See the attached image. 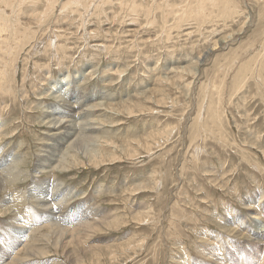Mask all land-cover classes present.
<instances>
[{"label": "rangeland", "instance_id": "obj_1", "mask_svg": "<svg viewBox=\"0 0 264 264\" xmlns=\"http://www.w3.org/2000/svg\"><path fill=\"white\" fill-rule=\"evenodd\" d=\"M20 2L24 43H0V264H264V0ZM64 77L98 106L92 139Z\"/></svg>", "mask_w": 264, "mask_h": 264}, {"label": "bare ground", "instance_id": "obj_2", "mask_svg": "<svg viewBox=\"0 0 264 264\" xmlns=\"http://www.w3.org/2000/svg\"><path fill=\"white\" fill-rule=\"evenodd\" d=\"M2 2L4 3V6L2 7V14L0 15V43H3L4 45H10L11 46V44H12V41L17 45V46H20V45H22L23 43H24V36H23V34H20V33H18L17 31H16V28L15 29H13L12 27V24H13V21H12V17L11 18H7V14H8V9L9 8H11V11L13 12L14 11V9H15V7H17V5H19L21 2H20V0H12L11 2H9L8 0H2ZM70 2V1H69ZM68 2V3H69ZM229 3V2H228ZM235 3V2H234ZM67 5V4H66ZM52 6V5H51ZM9 7V8H8ZM10 14V13H9ZM9 14H8V17H9ZM52 28V27H51ZM48 36V35H47ZM51 37V36H50ZM52 39H53V37H52ZM226 41V40H225ZM50 46H51V43L49 44ZM57 45V44H56ZM9 46V47H10ZM53 46H54V44L52 45V48H53ZM58 46V45H57ZM13 49V48H12ZM15 49V48H14ZM208 55V54H207ZM200 59V58H199ZM4 75H5V71H0V77H1V79L4 77ZM68 78V77H67ZM66 77H64V79H60L59 81H58V83H57V88L55 89V90H57L56 91V93H59L60 94V96L59 97H62V98H67L68 100L70 99V97L71 98H78V100H76L77 101V103H76V107H78V109H80L81 111H80V119L81 118H84L86 121H88V123L87 124H89V125H91L90 127H88L89 129H88V134H89V137L91 136V139H92V134L94 135L95 133H97L96 132V129L98 128L99 129V126L98 127H96V125H95V120H92V122H91V115L93 116V114H94V111H96L95 109H98V106L97 107H86L85 109L84 108H82L81 107V105H82V96H80V94H79V92L78 91H76V89L74 88V86H73V84H75V79L74 80H72V81H69L68 79H67ZM59 84H62V85H59ZM66 86V87H63L62 88V86ZM54 90V89H53ZM52 93H54V92H52ZM92 94H95V95H92ZM91 94V96L92 97H94V98H101V95H99V94H97V93H92ZM58 95V94H57ZM66 99V100H67ZM92 99V98H91ZM63 100H65V99H63ZM62 102H64V101H62ZM72 102V101H71ZM65 103L66 102H64V105H65ZM73 104H75V103H73ZM68 105V104H67ZM85 105V104H84ZM75 106V105H74ZM63 108H64V106H63ZM67 109H68V107H67ZM69 109H71V108H69ZM68 109V110H69ZM73 110H76L77 108H75V107H73L72 108ZM47 110H49V109H47ZM58 110H61V109H58ZM55 111H56V109L55 110H51L50 112H51V114L53 115V116H55ZM57 112H59V111H57ZM50 114V115H51ZM60 115L58 116V117H56L55 119H51L52 121V123H54V125H59V127H62L61 126V124L62 123H65L66 121H67V119H65V112L64 111H60V113H59ZM78 114V113H77ZM48 117H52V116H48ZM79 117V116H78ZM79 118H77V120H78ZM68 120H69V118H68ZM82 120V119H81ZM79 121V120H78ZM97 122V121H96ZM76 124V123H75ZM82 124H83V120H82ZM84 124H85V122H84ZM87 124H85V125H87ZM53 125V126H54ZM74 125V121H72L71 120V123L70 124H68V126L69 127H72ZM81 125V124H80ZM57 127V130H60L59 129V127L58 126H56ZM79 128H81V127H79ZM74 129V128H73ZM72 129V130H73ZM76 129V128H75ZM83 129V128H82ZM82 129H80L81 130V132L83 131ZM66 130V129H65ZM99 131V130H98ZM78 133V132H77ZM85 134V133H84ZM88 134H86V137L88 136ZM60 135V134H59ZM79 135H81V134H79ZM71 136H72V131H70V133H68V135L66 134L65 135V137L66 138H68V140H69V138H71ZM74 136V135H73ZM72 136V137H73ZM78 136V135H77ZM64 137V136H63ZM85 137V136H84ZM76 138V140H74ZM74 139L72 138V140H74L73 141V146H71V149H74L75 151H76V148H78V146L79 145H81L82 147H83V143H82V141H84V139L82 140V137H80V139L79 138H77V137H75ZM86 139H89L90 140V138H86ZM64 140V139H63ZM70 141H71V139H70ZM63 144H64V142H63ZM61 146V145H60ZM53 147V146H52ZM46 149V148H45ZM63 149V148H62ZM48 151V150H47ZM60 151V150H59ZM42 152H45V151H42ZM76 154H77V151H76ZM59 155V154H58ZM61 155V154H60ZM68 155V154H67ZM75 155V154H74ZM15 157V156H14ZM40 157H42V156H40ZM44 157H46V156H44ZM16 158V157H15ZM62 159H63V157H61ZM67 158H68V156H66V158H64V162L62 163V161H61V163H62V168H65L66 167V164H67ZM41 159V158H40ZM49 159H51V157L49 158ZM53 159V158H52ZM1 160V159H0ZM19 160V159H18ZM3 161V160H2ZM8 161H9V159H8ZM46 161H47V159H46ZM44 162V161H43ZM47 162H49V161H47ZM56 163V162H55ZM54 163V164H55ZM58 163V162H57ZM56 163V164H57ZM3 164V163H2ZM46 164V163H45ZM59 164V163H58ZM5 165V164H4ZM53 165V164H52ZM1 166V165H0ZM6 166V165H5ZM46 166V165H45ZM50 167V166H49ZM7 168V167H6ZM5 168V169H6ZM43 168V167H42ZM4 169V168H3ZM3 169H0V172L1 171H3ZM41 169V168H40ZM49 169V168H48ZM54 169V167L52 168V170ZM44 170V169H43ZM8 176V175H7ZM10 177V176H9ZM17 177V176H16ZM9 179V178H8ZM6 179L4 178L3 179V177L2 176H0V186L2 187V189H4V190H6L5 188H6V184H7V180L5 181ZM9 180H11V179H9ZM13 180V179H12ZM14 181H15V179H14ZM45 185H46V189H47V183H45ZM55 185H57V182L55 183ZM61 185V184H60ZM50 186V185H49ZM57 186H59V185H57ZM62 186V185H61ZM60 186V187H61ZM53 189H51V191H50V196H49V198H47L46 196H44V197H42V198H40L41 199V202H43L44 204H47V205H50L51 204V207H53V206H58V205H60V203L56 200V195H57V190H55V188H54V186L52 187ZM58 189H60V188H58ZM65 189V188H64ZM67 189V188H66ZM58 191H60V190H58ZM62 191V190H61ZM67 191V190H66ZM72 191V190H71ZM60 194V193H59ZM63 194V193H62ZM70 194V193H69ZM73 194V193H72ZM67 196V195H66ZM71 196V195H70ZM10 197V196H9ZM65 197V196H64ZM11 198V197H10ZM12 199V198H11ZM62 200H63V198H61ZM7 200V199H6ZM13 200V199H12ZM53 200H56L57 202H52L51 203V201H53ZM62 200H60L62 203H63V201ZM10 201V200H9ZM14 202H16V201H14ZM65 202V201H64ZM66 202H67V199H66ZM15 205V204H14ZM65 205V204H64ZM10 207H12V206H10ZM50 207V208H51ZM54 208V207H53ZM58 208V207H57ZM63 209H64V207H63ZM58 210V209H57ZM65 210V209H64ZM63 210V211H64ZM60 211V210H59ZM53 212V211H52ZM93 214H95V213H93ZM47 215H49V214H47ZM53 215H64V213H57V214H53ZM89 215V214H88ZM84 216V215H83ZM56 217V216H55ZM59 217H56V219H57V221L56 220H54V222L53 223H55L54 225H57L59 222H60V219H58ZM47 219H49L50 221L51 220H53L52 218H51V215H49V218H47ZM252 219H254V220H256V221H260L259 220V218H257V217H254V218H252ZM24 220V219H23ZM75 220V219H74ZM33 221V220H32ZM24 227H25V229H28V230H30L29 232H31V231H33V230H35V231H37L38 230V228H40V227H42V226H38V225H35V223H37V221H34V224L32 225L31 224V222L30 221H26V220H24ZM81 222V221H80ZM79 222V223H80ZM262 222V221H261ZM44 223V222H43ZM81 224H85L86 225V227H85V225H82L81 227V229L79 230V233H82V232H84V229H88L89 227H93L94 226V224H97V222L95 221V222H91V221H89V222H81ZM43 225H46V224H43ZM260 225V224H259ZM47 226V225H46ZM53 226V225H52ZM262 226V225H261ZM264 226V225H263ZM85 227V228H84ZM241 227V226H240ZM49 228H53V227H49ZM57 228V227H56ZM37 229V230H36ZM61 229H63L62 227H61ZM74 229V228H73ZM254 229V228H253ZM21 230V229H20ZM60 230V229H59ZM75 230V229H74ZM261 230H264V229H262L261 228ZM76 231H78V230H76ZM82 231V232H81ZM25 232V231H24ZM28 232V233H29ZM53 232V231H52ZM70 232V230L69 231H67L66 229L65 230H60V231H58V232H56L55 231V234L56 235H58L57 236V242H54V244L56 243V245H58L59 244V242H60V236H63V235H67V233H69ZM26 234L25 236L27 237L29 234ZM43 233V232H42ZM72 233V232H71ZM73 233H74V231H73ZM257 233H259L260 234V236H264V231H261V232H257ZM48 236V235H47ZM51 237V236H50ZM72 237H74V235L72 236ZM24 238V237H23ZM24 240V239H23ZM32 241V240H31ZM23 243V242H22ZM41 246V245H40ZM37 248V247H36ZM21 250V249H20ZM31 251V249H30V246H28V243H24V249L22 250V251ZM34 250H36V249H34ZM33 250V251H34ZM39 251V250H38ZM38 251H35V252H37V253H39ZM32 252V251H31ZM35 254V253H34ZM1 255V254H0ZM28 255V254H27ZM13 261L12 262H10V263H8V264H16V262H17V260H20L19 262H21V264H23V258H17V259H12ZM25 262H27V261H25ZM1 263V262H0Z\"/></svg>", "mask_w": 264, "mask_h": 264}]
</instances>
